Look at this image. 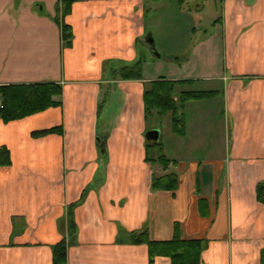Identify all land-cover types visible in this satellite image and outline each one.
I'll return each mask as SVG.
<instances>
[{"label": "crops", "instance_id": "obj_1", "mask_svg": "<svg viewBox=\"0 0 264 264\" xmlns=\"http://www.w3.org/2000/svg\"><path fill=\"white\" fill-rule=\"evenodd\" d=\"M174 3L173 17L190 16L194 30L206 10L211 16L210 28L174 64L178 71L118 76L154 50L147 40L156 30L146 23L152 10ZM59 7L60 0H0V85L62 88L60 105L0 118V146L8 150L0 165V264H53L63 238L66 264H171L166 256L150 262L148 245L131 243L129 233L170 240L176 226L183 239L208 241L200 264H262L264 204L256 185L264 181V0H76L62 19L69 45ZM180 53L170 55L183 59ZM160 78L182 91L197 80L223 83L206 90L219 91L214 97L222 96L232 124L225 159L212 157L214 139L187 141L182 109L199 100L181 104L182 134L173 130L172 112L161 116L171 114L174 154L160 135L147 138L158 126L147 125L144 93ZM55 127L60 132L33 136ZM201 148L203 158L191 156ZM160 154L171 160L167 167L154 161ZM166 173L176 174V189H153V177ZM83 195L71 235L67 209Z\"/></svg>", "mask_w": 264, "mask_h": 264}, {"label": "trees", "instance_id": "obj_2", "mask_svg": "<svg viewBox=\"0 0 264 264\" xmlns=\"http://www.w3.org/2000/svg\"><path fill=\"white\" fill-rule=\"evenodd\" d=\"M76 0H60L59 16L57 20L61 23V33L65 45L71 42L72 34L70 27L64 23L63 17L69 12L71 5ZM144 57H140L133 65L123 68L118 76L125 79H140L143 76ZM183 82V81H182ZM179 82V83H182ZM178 82L160 78L151 82V86L145 90L146 116L157 111L160 117L166 112H172L173 130L176 133L184 132V118L179 113L182 103L191 100L208 99L219 94L218 90H177ZM62 94V88L57 83H21L0 85V118L4 121H12L41 112L49 107L60 105L61 101L55 96ZM175 97L177 99L175 100ZM60 132L58 127L36 131L35 137H41L52 132ZM154 145H159L157 142ZM8 150L3 145L0 146V165L8 163ZM162 166L167 167L171 160L164 154H160L158 159ZM174 161H172L173 163ZM177 187V177L175 173H166L162 176L153 177V189L175 190ZM81 199L67 209V222L69 233L76 232L74 221V207L83 201ZM256 198L264 204V181L256 185ZM129 241L134 244L146 243L148 245L149 260L153 262L157 256H166L171 260V264H200L203 251L207 248L208 241L205 239H183L179 233L178 226L170 240L153 241L149 238L148 231L129 233ZM261 262L264 264V249L261 254ZM67 263V241L63 238L53 246V264Z\"/></svg>", "mask_w": 264, "mask_h": 264}, {"label": "rangeland", "instance_id": "obj_3", "mask_svg": "<svg viewBox=\"0 0 264 264\" xmlns=\"http://www.w3.org/2000/svg\"><path fill=\"white\" fill-rule=\"evenodd\" d=\"M168 8V9H167ZM167 8H157L152 10L149 21L146 20L148 26L156 30L155 48L149 49L145 53L143 63V76L158 77L164 75L169 77L178 70H175L174 64H179L180 60H185V56L189 55L192 45L198 38L210 28L208 25V10L201 16L203 19L200 25L194 30L193 19L190 16L180 18L174 16L176 4L169 5ZM212 15V14H211ZM176 20V21H175ZM149 29V27H148ZM148 47V45H147ZM184 49V50H183ZM183 50V59H177L170 54H179ZM156 53L159 54L157 56ZM180 53V55L182 54ZM182 58V57H180ZM170 78V77H169ZM182 89L192 90H206V89H223V83L219 80L199 81L197 80L192 85L182 87ZM183 112L188 118V134L191 143L198 139L207 140L210 143L213 139L215 141V151L212 157L218 159H225L227 157L226 149V132L231 129L232 124L229 121L222 96H217L210 99L199 100L197 102H188L183 107ZM148 126L159 129L161 141L165 144L170 143L169 153L174 154L176 145L171 144L170 137H173L171 131V114L167 113L163 117L151 115L147 122ZM193 145V144H192ZM168 150V149H167ZM187 156V155H186ZM185 158H188L186 157ZM191 156L195 158H203V149L194 150Z\"/></svg>", "mask_w": 264, "mask_h": 264}, {"label": "water", "instance_id": "obj_4", "mask_svg": "<svg viewBox=\"0 0 264 264\" xmlns=\"http://www.w3.org/2000/svg\"><path fill=\"white\" fill-rule=\"evenodd\" d=\"M147 42H148L149 44H151V46H152L153 48H155V42H154L153 37H150V38L147 40ZM157 56H159L158 53H157ZM159 135H160V131H159V129H156V128L150 129V130H148L147 133H146L147 138L150 139V140H154V141H157V140L159 139Z\"/></svg>", "mask_w": 264, "mask_h": 264}]
</instances>
